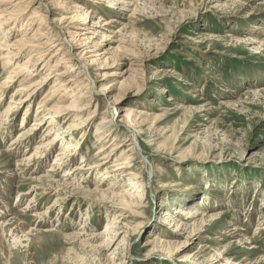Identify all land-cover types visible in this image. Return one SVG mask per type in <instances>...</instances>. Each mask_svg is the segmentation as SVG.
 Here are the masks:
<instances>
[{
    "label": "rangeland",
    "instance_id": "rangeland-1",
    "mask_svg": "<svg viewBox=\"0 0 264 264\" xmlns=\"http://www.w3.org/2000/svg\"><path fill=\"white\" fill-rule=\"evenodd\" d=\"M84 1L52 0L49 12L28 7L15 25L25 29L0 43L14 50L11 43L22 36L32 39L43 22L79 17L75 8L66 10L70 6L60 2L83 3L94 10L88 19L99 22L89 30L73 29L79 33L76 43L82 45L77 53L99 45L96 53L103 55L92 74L98 89H108L106 97L94 99L82 111L60 109L64 114L53 132L76 123L79 127L78 120L87 123L66 132L64 142L46 136L48 121L34 139L14 144L23 130L35 127L44 97L53 101L52 106L68 108L70 94L76 93L74 99L87 94V100L91 85L84 88L87 81L80 79L65 93L53 86L60 81L53 73L37 97L25 101L26 95L16 94L19 82L4 86L10 75L2 65L6 51L0 49V222L14 217L24 223L19 230L15 225L11 230L4 227L0 264H246L245 258L255 263L264 257V230H257L264 227V0H124L114 5ZM39 10L43 16H36ZM49 69L41 70L40 65L30 82L47 76ZM11 96L21 102L5 118ZM110 103L115 104L116 118L124 122H116L106 138L96 130L115 112ZM130 108L138 112L128 118ZM129 124L140 133L141 147L137 142L134 152L127 151L136 144ZM48 141L44 161L20 166L27 172L13 173L18 161L36 151L38 142ZM66 142H79L70 151L73 160L66 158L68 163L54 167L56 153ZM105 157L107 162L100 165ZM127 159L132 168L117 169ZM76 166L81 168L64 176ZM48 169H57L52 183L31 179L48 174ZM128 172L145 183L142 206L114 208L113 194L137 188L129 186L133 178ZM102 174L107 176L103 179ZM61 179L72 185L57 193L44 189L47 184L58 188L54 183ZM37 184L44 188L34 189ZM179 207H200L210 214L222 211L224 216L208 221L201 232L176 231ZM35 211L46 215L37 218ZM231 221L235 225L230 226ZM236 227L248 242L240 244L238 237L222 233ZM13 233L23 236L19 244ZM163 239L172 243L164 244ZM183 243L188 246L177 252Z\"/></svg>",
    "mask_w": 264,
    "mask_h": 264
},
{
    "label": "bare ground",
    "instance_id": "bare-ground-1",
    "mask_svg": "<svg viewBox=\"0 0 264 264\" xmlns=\"http://www.w3.org/2000/svg\"><path fill=\"white\" fill-rule=\"evenodd\" d=\"M105 1H108V3L112 4V5L122 4L123 2H125L124 0H105ZM51 2H52V0H0V43L2 44L4 41H5V43H7V40L10 37H12L13 34H16L20 30L25 29V27H23L22 24L19 26V28L15 25L18 23L19 20H21V19L18 20V18L20 17V14L22 12L26 11L28 9V7H35V8H39V9L46 10L47 12H49L50 11L49 6H50ZM84 2H87V0ZM60 3L63 6H70V8H68L66 10L73 11L72 9L75 8L76 11L75 10L74 11L79 14V17H76V15L66 16V17L61 18L60 20L55 19L54 21L43 22L36 29L35 33L32 34V35H34L32 37V39L29 40V39L25 38L24 36H22L20 39H16L13 43H11L9 46L14 48V50L9 49L8 47H5V48L0 47V49L6 51V53H4V54H6V57H2L1 59L6 58L2 62V65L7 67V72L10 75L8 77L9 81L3 82V83L5 86V85H9L8 82H10V83L11 82L12 83L13 82H19V84H21V85H19V88L16 90V94H17V96L19 94L20 97L21 96L23 97L24 95H26L27 97L25 98V101H28V100H31V99L37 97L39 89L44 87L43 83H45V80H50L53 73H55V75L60 76V77L56 78L57 80H60V81H56L53 84V86L58 85L60 87V90H63L65 93H68L71 91V89L69 87L73 83L78 84V83H80V79H86L87 82L84 83L83 87L87 88L89 85H91V87L88 88V89H91L90 90L91 96L89 97V99L85 100L83 98H86L87 94L82 93V95L80 97H76L75 98L76 100H75L73 97L76 95V93L75 92L71 93L69 96V98L72 99L71 100V106L68 108H62L56 104L54 106H52L51 103H53V101L51 99L47 100L44 97L38 103L39 106L36 110L37 112H36V116L34 118L35 122L33 124L35 127H32L31 129H28V130H23V132H21V134H20V137H18L19 139H17L14 144H18L20 142V140H23V139H24L23 141H25V139H29V140L34 139L36 137L37 130L42 129L48 121H49V125H48V127H46V131L48 133L46 136L54 135L55 137L52 139V141L62 140L64 142L65 138L69 137L65 133L66 132H68L67 134L73 133L72 129L77 128L78 125H77V123L72 124L69 127H66L69 129H63L62 130V128H59L55 132H53V129H56L58 127V123H59L58 119H59V116L61 117L64 114L63 111H69L71 109H76L74 111H82V110H84V108H87L88 106H90L93 103L94 99L101 98V95L104 97L107 96L106 92L108 91V89L107 88L106 89H98L95 86L96 81H95V78L92 74V66L95 65L99 61V57H102L101 55H103V53H99V54L96 53L100 49L98 47L99 45L96 44L94 46L93 50H90L92 46L88 45L83 50L82 54L79 55L77 53V50L82 45H80V43H76L75 39L77 38L76 36L79 35V33L77 31L73 30V29L89 30L90 26L97 25L99 20L96 22L93 18L88 19L90 14L93 15L94 10L88 6H85V4H83V3H77L74 6L71 3L70 4H67L65 2H60ZM88 4H90L89 6H91V7L98 8L97 4L93 3L92 1H88ZM40 11L41 10L38 11V14H36V16H39V17H40V15L43 16V14H41ZM70 11H68V12H70ZM98 18L100 20L102 19V17H98ZM29 22H30L29 20L26 21V25H30V24L33 25L31 22L30 23ZM86 38H88V41L91 40V37H86ZM249 39H252L251 43L257 42L255 40L256 38L249 37L248 40ZM27 48H30V50L27 51L28 50ZM86 48H88V49H86ZM53 49H56V52L53 53V55H50L49 59L47 60L46 56L51 54V51ZM258 49H260V47ZM86 50H88V51H86ZM29 53H31V54H29ZM26 54H28V56ZM25 55L27 56V58H26V60L23 61L22 59ZM57 56H60L59 60L57 61V59H56V61H54L53 64H51L52 60ZM191 59H192V57L190 58V60ZM13 61L16 63H12ZM13 64H15V66L13 68H11ZM40 65H41V70H44V69L50 67V69L47 70V72L44 74L47 76H44L41 80H35L33 82H30V80L32 79V77L34 75V72L39 69ZM59 66H60V68L64 66V70L56 72L57 70H60V69H58ZM76 71H78V72H76ZM38 74H39V72H38ZM11 75H13V76H11ZM35 76H36V74H35ZM13 78H17V79L13 80ZM77 91H80V88H77ZM164 91H165V89H164ZM3 93H4V91H3ZM2 97L0 98V101H1ZM13 99H16V98H14V96H11L12 101H10V104H12V105H10L8 107V109L6 111H4L3 116L5 118H8L10 116V112H12L14 110V108H16V104H20L19 102H21V101L14 102ZM19 100H21V98ZM96 100H98V99H96ZM55 106H57V107H55ZM60 109L63 111H61ZM109 109H110V111L114 110L115 112L111 113L109 117L103 119L102 122L99 124V128H97V130H96L97 134L102 132L101 134L103 135V137L105 136L106 138L108 137L109 133L111 131H113V129L116 125V122H120V124H122L124 122V120H118V118H116V107H115L114 103H110ZM128 110H129L128 118L130 115H132V114L134 115L135 112H138L134 108H130ZM28 111H29V109L27 110V112ZM46 111H50L51 113L48 114L47 116H44ZM65 114L68 115V112ZM84 120H87V118H84ZM131 120H132V118H131ZM75 121H77V120H75ZM78 121H80V123H78L79 127L77 129H79V128L81 129V128H84L85 126H87L86 122H83L81 120H78ZM22 122L23 123L25 122V118L22 120ZM56 125H57V127H56ZM126 125H127V123H126ZM100 129H103V130L101 131ZM135 129L129 124L128 130L130 132L131 140L133 141L132 144H135V143L136 144L133 148L128 149L127 150L128 152H131V151L134 152L136 150V148L138 147L137 142L139 143V141H140L139 140L140 139V133L138 131H136ZM83 136H85V135L83 134ZM72 142H66L64 147H60L61 149L56 153L57 155L55 157L54 162L52 163L53 165H55L54 167L60 165V164H58V162L63 163V165L68 163L69 161L66 158L70 159V162H71V160H73V158L71 157L72 152L70 153V151H74L73 148L76 149V145L78 146L79 142L76 143V145L73 144ZM50 145H51V141L44 142V143L38 142V144L34 147V150H36V151L33 152L32 155L24 156L23 159L18 161L16 163V168L13 169V173L16 174L17 171H23L24 172V170H26V172H27L28 169H24L20 166H23V165L24 166H28V165L31 166V162L37 161V160L44 161V160H42V158L44 157L45 153L47 152V147H49ZM60 146H62V145H60ZM120 146H122V145H118L116 148H118ZM129 146H130V144H129ZM139 146H140V143H139ZM127 151H125V153ZM0 155H1V153H0ZM65 159L67 160V162L64 161ZM103 159L104 160L100 163V165L107 162L106 157ZM146 159H147V157H146ZM129 160L130 159H127V161L122 162V166H117V169L125 168V166H128V168H132L130 165L131 162ZM148 162H150V160H148ZM80 168L81 167H79V166H76V168L71 167L70 169H68V171H66L64 176H69L70 174H73L75 172V171H73L74 169L77 170ZM152 169L153 168H151L149 170V173H148V175L150 177L154 173ZM55 170H57V169H55ZM55 170L48 169L47 170L48 174H41L40 176H36V177L31 178V179L36 180L38 182L46 180V181L52 183V181L50 179H52V177L55 176V174H56ZM127 171L128 170H126V172ZM31 174H33V173H31ZM105 174H107V173H105ZM105 174H102L103 179H104V177L107 176ZM122 175H123V173H122ZM128 175H130L131 178H133L131 180V182L128 183L129 186H132L134 184V186L137 188H135L134 191H131V192H128L131 189H125L124 192H121L120 194H113L114 196H111L112 198H110V199H113V201H114V202H112L114 204V205L112 204V206L114 208L117 207L120 209L122 208V209L127 210V208H129V207H141L142 206L143 199H144L143 196L145 195V189H144L145 183H143L142 177H140L137 173L128 172ZM52 180H54V179H52ZM54 184L58 185L57 186L58 188L52 187L50 184H47L46 185L47 187L44 188V187L40 186L39 184H37L34 186V189L40 190V189L44 188V189H48L50 191L51 190L55 191L57 193V192L63 191V190H61L62 188L60 189V187L65 186L66 188H68L72 185V184H70V183H68L62 179L61 180H55ZM135 192H136V194H135ZM44 194H48V193L46 192ZM115 199L119 203H115ZM176 212H178V217H180V219L178 220L179 223L176 224L175 230L176 231H178V230L182 231L184 228L185 229L186 228H188V229L193 228L191 230L192 233L195 231H197V232L203 231V225H205L208 221L215 220V219L220 220L224 216L222 214L223 213L222 211H220L216 214H210V213H207L206 211H203L200 207H194V208L193 207H188V208L179 207L176 210ZM45 215H46V212L41 213V212L35 211L33 213V216H35L37 218H40L41 216L43 217ZM167 215H170V214L167 212ZM174 218H175V216H174ZM199 218H201V222H202L201 224L198 223L199 222L198 220H200ZM165 220H167V219H165ZM7 221L10 223H8ZM23 224L24 223L21 220L15 219L14 217L12 219H9V220L6 219L3 222L1 221L0 222V241H2L3 236L6 232L4 227L6 228V227L10 226L9 230H11V228H13L12 226L15 225V230H19L23 226ZM37 224H36V226H37ZM228 224L230 226L235 225V224H233L232 221H231V223H228ZM108 227L110 228V225H108L107 228ZM227 228H224V230L222 231L223 234H228L229 236L234 237V238L238 237V239H236V240L240 244L248 242V241L243 240V238H240V236H243L242 232H240V230H241L240 227H236L237 229L235 231H233L234 228H232L230 230L229 229L227 230ZM257 230H264V227L260 225V226H258ZM29 232H32V230H29ZM16 233H17V231H16ZM15 234L13 233V235H15ZM178 234L179 233H176V235H178ZM25 236L29 237L27 235H25ZM22 237L23 236L18 237V235L16 234V236L14 238L15 244H19V242H21L20 238H22ZM215 239L223 240L221 237H218V236H216ZM162 242L164 244H167V245L172 243L169 240H165V239H163ZM186 244L187 243H183V245L181 247L179 246L177 248V250H178L177 252L184 251L185 248L188 246ZM254 248H255V246L252 247V249H254ZM225 254H228V252H225ZM189 255H191V254H189ZM219 255H221V254H219ZM4 256H5V254H4ZM243 260H245L244 262L246 264H263L264 263V257H261V259L257 260L255 263L247 262L248 259H246V258Z\"/></svg>",
    "mask_w": 264,
    "mask_h": 264
}]
</instances>
